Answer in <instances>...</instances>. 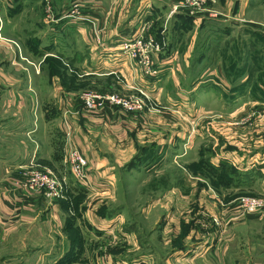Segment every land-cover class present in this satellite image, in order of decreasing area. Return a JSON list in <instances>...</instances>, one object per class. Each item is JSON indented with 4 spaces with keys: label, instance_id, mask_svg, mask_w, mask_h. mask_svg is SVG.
<instances>
[{
    "label": "crops",
    "instance_id": "crops-1",
    "mask_svg": "<svg viewBox=\"0 0 264 264\" xmlns=\"http://www.w3.org/2000/svg\"><path fill=\"white\" fill-rule=\"evenodd\" d=\"M179 2L0 0L2 226L15 230L25 223L30 230L37 219L47 227L62 225L69 210L14 185L32 168L49 169L68 175L73 210L85 203L83 216L97 231L126 227L132 234L135 217L147 222L154 216L150 233L166 249L165 263L264 264V218L252 214L217 230L199 221L245 193L264 194V117L251 110L244 123L240 95L223 101L228 93L220 64L203 59L205 39L196 40L194 27L212 21L264 30V0H212L218 18L174 11ZM73 3L81 7L80 16ZM130 41L148 46L146 65L143 54L134 58L122 48ZM91 88L120 95L140 91L151 108L137 114L109 107L103 114L87 112L79 96ZM220 95L218 104L229 106L212 112L211 102ZM249 102L264 110V101ZM65 120L70 142L88 163L83 182L66 164ZM223 163L234 176L220 168ZM206 164L222 177H212ZM227 178L234 183L226 185ZM132 185L144 201L138 215L115 203L119 187L129 194ZM103 205L106 218L98 211Z\"/></svg>",
    "mask_w": 264,
    "mask_h": 264
},
{
    "label": "rangeland",
    "instance_id": "rangeland-1",
    "mask_svg": "<svg viewBox=\"0 0 264 264\" xmlns=\"http://www.w3.org/2000/svg\"><path fill=\"white\" fill-rule=\"evenodd\" d=\"M182 26L185 32L187 27ZM194 27L197 35L196 40L205 39L204 48L207 51L203 59L207 61L215 60L220 64V75L226 84L224 90L228 93L225 96L227 99L223 98V101L229 104L231 99L240 95L239 97L243 99V105L245 106L243 116L244 119L247 118L244 123H249L251 110L255 112V116L258 115L259 119L264 117V110L256 105L252 107V103L249 102L254 99L264 101V30L250 25L237 26L240 29L232 28L229 24L225 25L212 21L206 23L199 21ZM239 30L242 31L239 32ZM20 57L22 55L19 54ZM143 65L145 64L143 63ZM89 90L105 92L92 88L83 92ZM83 92L79 96L80 107ZM123 92L125 93L123 95L128 97L138 96L137 94H139L137 91ZM105 93L117 95L114 92L107 91ZM231 93L233 94L231 95ZM221 101L222 96L221 99L211 102L212 112L223 111V105H228L227 103L218 104ZM150 103L151 101L147 98L144 110L151 108ZM103 113L104 111L100 114ZM226 141L229 142L230 139L226 138ZM232 141H234V137H232ZM247 141L250 143V138ZM70 144L72 143L70 142ZM206 144L209 146L208 143ZM219 145H216L215 148ZM225 149L233 150V147L227 145ZM52 172L54 173V171ZM61 176H64L67 183H69L67 174ZM120 187V193L115 202L116 205L125 206L128 212L133 209L135 215H138L139 204L144 203L138 198L139 187L132 185V191L129 194L126 191V186L125 188ZM245 198H255L263 201V209L255 213H245L241 208L242 201ZM49 202L53 205L55 201ZM85 210V203H83L82 208L70 210L63 219L62 225L56 227L52 224L48 227L44 226L43 220L38 219L34 223V228L30 230L26 229L29 224L25 225V223L20 224L15 230H11L9 224L2 226L0 223V264H178L173 261H166L165 263L161 259L165 256L166 249L160 248L159 242L156 241L158 235L153 232L150 233V230L154 228V216L147 222L145 219L135 217L131 229L132 234L126 233V227H120L118 231L106 234L97 231L95 228L93 229L91 224L86 222L83 216ZM98 211L104 215H101L102 218L107 217L105 205L101 206ZM252 214H257L258 218H264V194L262 191L255 195L245 193L222 205L217 213L210 218L201 216L199 221L208 225L211 224L217 230L218 226H232L234 220L248 221L247 216ZM198 232L207 235L204 231L199 230ZM122 237L125 240H122ZM183 238L180 237L178 243H181L180 240ZM150 245L151 247H149ZM239 263L243 264L242 261Z\"/></svg>",
    "mask_w": 264,
    "mask_h": 264
},
{
    "label": "built area",
    "instance_id": "built-area-1",
    "mask_svg": "<svg viewBox=\"0 0 264 264\" xmlns=\"http://www.w3.org/2000/svg\"><path fill=\"white\" fill-rule=\"evenodd\" d=\"M212 0H180L179 4L173 7L176 11L184 9L190 15L207 16L209 18H218L219 13L209 6ZM79 4L73 3V12L80 16L82 11ZM122 48L128 52L131 57H141L142 63L147 59L145 50L148 46L142 41H130L122 45ZM140 52V53H139ZM138 96L128 97L127 95L109 94L100 91H85L81 94V108L85 111L102 113L106 108L121 109L125 112L136 114L144 110L145 100L148 98L139 91ZM64 136L68 145L66 162L71 174L80 182L85 181L87 176V160L81 151L70 144L71 125L68 120L64 121ZM16 187H21L28 193H41L48 201L66 199L68 195V183L65 177H60L50 170L32 168L25 173L21 180L14 182ZM245 213H255L263 209V201L255 198H245L242 201V207Z\"/></svg>",
    "mask_w": 264,
    "mask_h": 264
},
{
    "label": "trees",
    "instance_id": "trees-1",
    "mask_svg": "<svg viewBox=\"0 0 264 264\" xmlns=\"http://www.w3.org/2000/svg\"><path fill=\"white\" fill-rule=\"evenodd\" d=\"M205 167H206V170L211 174L212 177L213 176H217V177H220V178L222 177V174H219L217 172L218 169L212 168L209 164H206ZM220 168L224 169L225 173L230 175L231 177L234 176V174L236 173L235 171H233V169L227 167V165H225V163H223ZM230 176H229V178H231ZM229 178H227L226 185H230L231 183H234V180H233L234 178H232L231 180ZM57 202L59 204H61V206L66 208L67 210H69V211L73 210V202H72V197H71L70 192H68V195H67L66 199H60V200H57Z\"/></svg>",
    "mask_w": 264,
    "mask_h": 264
}]
</instances>
